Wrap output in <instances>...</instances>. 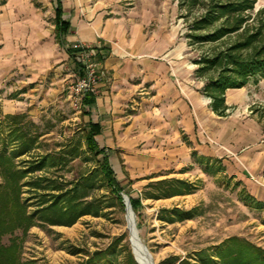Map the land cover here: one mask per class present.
<instances>
[{"label":"crops","instance_id":"obj_1","mask_svg":"<svg viewBox=\"0 0 264 264\" xmlns=\"http://www.w3.org/2000/svg\"><path fill=\"white\" fill-rule=\"evenodd\" d=\"M59 2L68 25L63 42L58 0H0V121L24 116L23 124L35 123L61 114L63 103L73 107L67 87L83 46L104 78L97 95L75 104L80 111L69 121L78 120L81 131L99 127L95 140L110 151L116 177L140 181L144 189L157 177L174 178L192 160L222 165L252 196L264 247V130L257 112L243 116L250 85L226 92L227 116L213 112L205 81L186 59L190 47L179 37L174 0Z\"/></svg>","mask_w":264,"mask_h":264},{"label":"rangeland","instance_id":"obj_2","mask_svg":"<svg viewBox=\"0 0 264 264\" xmlns=\"http://www.w3.org/2000/svg\"><path fill=\"white\" fill-rule=\"evenodd\" d=\"M262 7L264 0H258L257 8ZM177 20H180V23H175L180 29L179 37L187 44V27L179 15ZM187 53L189 54L186 59L194 66L192 60L198 56V51L190 47ZM246 91L248 108L243 116L252 117L257 112L264 130V79L257 85H250ZM4 94H0V106L4 102ZM209 102L211 105V100ZM63 104L61 114L52 117L42 115L34 118L35 123L30 121L26 125L30 133L37 134L40 138L28 155L17 159L18 163L47 155H60L70 140L77 142L81 135V125L78 120H69L77 117L75 114L81 107L75 104L72 107L70 102ZM236 111L237 109L234 110ZM0 134L1 139L9 143L11 149L18 145L10 129ZM86 157L89 155L86 154ZM114 165L121 174L123 166L117 162ZM96 167V161H87L82 155L65 167L57 170L46 168L28 176L27 180L43 177L47 187L55 180L74 184L82 176L95 171ZM176 174L174 178L165 180L157 177L149 181L150 184L144 189H141L140 181L121 179L125 190L120 196H127L130 203L131 199H139L137 210L132 207L136 229L141 242L155 261L158 264H204L198 260L197 254L206 250L213 255L217 264H250L245 252L247 243L262 249L264 247L257 242L260 221L257 219L258 212L255 211L257 206L248 190L226 167L215 163L209 165L203 161L192 160ZM176 181H182L184 185ZM2 182L0 175V183ZM137 190L142 191L137 193ZM174 190H181L182 193L173 195ZM32 191L24 187L23 199L26 200L29 212L37 209L40 202L38 195L46 193L49 188ZM104 195H108L106 188L94 190L86 200L97 201ZM122 202L124 207L115 201V206L105 209L101 216H82L71 226H53L37 221L26 236L17 231L15 235L22 237V264H85L88 255L109 248L120 238L122 240L114 247L111 264H125L129 253L138 264L130 242L129 222L123 198ZM176 210L181 214L176 215ZM9 238L10 236H5L3 243L7 244ZM228 241L229 249L224 250L225 257L218 258L216 248Z\"/></svg>","mask_w":264,"mask_h":264},{"label":"trees","instance_id":"obj_3","mask_svg":"<svg viewBox=\"0 0 264 264\" xmlns=\"http://www.w3.org/2000/svg\"><path fill=\"white\" fill-rule=\"evenodd\" d=\"M174 1L178 3L179 18L187 27L185 38L188 45L198 51L193 62L197 67L196 77L205 81L202 92L211 100V108L217 116H227L226 92L257 85L264 79V7L257 8L258 0ZM61 14L58 0L55 22L58 38L63 42L68 25L62 21ZM24 120V116H10L0 121V133L10 129L18 142L11 149L0 134V175L3 178L0 183V264H22V237L15 234L21 231L26 236L37 221L53 226H71L82 216H101L105 209L115 206V201L124 207L120 193L125 189L113 170L111 153L99 148L95 140L100 134L97 125L82 129L77 142H68L60 155L18 163L17 159L28 155L40 138L26 129L29 123L23 124ZM82 155L87 161H96L97 167L74 184L55 180L47 187L43 177L27 180L28 176L46 168L57 170L65 167ZM99 156H103L102 161L98 160ZM176 182L184 185L182 181ZM24 187L30 192L49 188L46 193L38 195L40 202L33 212L28 211L23 199ZM102 188L108 190V195L97 201L86 200L94 190ZM181 193V190H174L172 194ZM131 204L137 210L139 199H131ZM175 212L176 215L181 214L178 210ZM5 236H10L7 244L3 243ZM121 240L117 239L109 248L88 255L85 264H111L114 247ZM229 243L224 242L216 248L218 258L225 257L224 250L229 249ZM245 249L250 264H264V249L252 243H247ZM197 256L204 264H217L206 250ZM125 264H136L130 253Z\"/></svg>","mask_w":264,"mask_h":264},{"label":"built area","instance_id":"obj_4","mask_svg":"<svg viewBox=\"0 0 264 264\" xmlns=\"http://www.w3.org/2000/svg\"><path fill=\"white\" fill-rule=\"evenodd\" d=\"M75 54L76 73L68 83V98L79 105L87 96L97 95L98 84L104 78L99 62L94 58L93 51L83 46L77 47ZM65 68L67 64L64 65Z\"/></svg>","mask_w":264,"mask_h":264},{"label":"bare ground","instance_id":"obj_5","mask_svg":"<svg viewBox=\"0 0 264 264\" xmlns=\"http://www.w3.org/2000/svg\"><path fill=\"white\" fill-rule=\"evenodd\" d=\"M131 220L132 218L129 216V221ZM132 244L135 258L139 264H158L152 255L149 252H146L145 249L140 245L134 235L132 236Z\"/></svg>","mask_w":264,"mask_h":264},{"label":"water","instance_id":"obj_6","mask_svg":"<svg viewBox=\"0 0 264 264\" xmlns=\"http://www.w3.org/2000/svg\"><path fill=\"white\" fill-rule=\"evenodd\" d=\"M123 201L125 202V206H126V212H127V219L129 222V232H130V242L133 248V244H132V236L134 235L138 242L140 243V245L145 249L146 252H148L147 248L145 247V245L141 242L139 236H138V232L136 229V225H135V220H134V212L130 203V200L127 196H125L124 194H121ZM129 216H131L132 220L129 221ZM133 255H134V251H133ZM135 257V255H134ZM136 259V258H135ZM137 261V260H136ZM138 262V261H137ZM139 264V262H138Z\"/></svg>","mask_w":264,"mask_h":264}]
</instances>
